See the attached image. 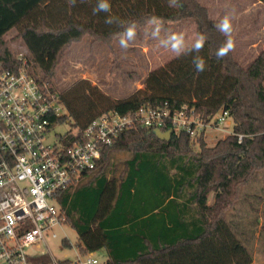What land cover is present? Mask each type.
<instances>
[{"label": "trees", "instance_id": "trees-1", "mask_svg": "<svg viewBox=\"0 0 264 264\" xmlns=\"http://www.w3.org/2000/svg\"><path fill=\"white\" fill-rule=\"evenodd\" d=\"M109 3L110 13L93 14L97 0H77L74 6L69 0H0V66H19V51L8 44L11 31L24 45L26 70L43 84L53 82L64 49L83 36L109 43L132 22L138 29L152 17L163 23L193 17L197 33L207 37L198 53L205 71L197 73L192 64L197 53L175 56L148 71L143 89L117 99L87 78L62 91L48 84L67 111L55 121L81 131L103 112L167 102L172 108L194 106L204 121L226 109L231 132L208 145L202 133L160 139L152 129L134 125L103 145L95 167L57 194L79 252L103 248L104 264H251L252 251L228 213L242 188L264 170L263 52L245 66L232 51L218 59L215 52L226 37L196 0H176L175 6L169 0ZM109 15L123 24H106ZM116 151L129 153L118 168ZM254 197L264 210V187Z\"/></svg>", "mask_w": 264, "mask_h": 264}, {"label": "built area", "instance_id": "built-area-1", "mask_svg": "<svg viewBox=\"0 0 264 264\" xmlns=\"http://www.w3.org/2000/svg\"><path fill=\"white\" fill-rule=\"evenodd\" d=\"M17 59V68L0 66V264H61L47 243L64 221L57 194L94 168L101 147L124 129H170L171 134L185 132L193 138L211 129L231 132L226 109L204 121L194 106L172 108L164 102L126 113L106 111L81 131L69 126L50 139V127L67 111L58 94L26 70L24 52ZM241 138L239 134L238 141ZM76 250L71 264L98 262L92 257L82 260Z\"/></svg>", "mask_w": 264, "mask_h": 264}, {"label": "rangeland", "instance_id": "rangeland-1", "mask_svg": "<svg viewBox=\"0 0 264 264\" xmlns=\"http://www.w3.org/2000/svg\"><path fill=\"white\" fill-rule=\"evenodd\" d=\"M206 7L208 16L216 24L225 14L232 16L235 49L234 58L242 65H247L259 52L264 54V3L259 0H196ZM152 26L148 23L137 29L134 41L128 49H122L119 35L109 43L94 41L89 36L72 41L65 49L62 60L57 65L55 78L49 84L62 91L78 78H87L96 84L112 99L123 98L136 89H143V79L148 71L158 67L176 55L168 49L159 47V39L151 37ZM171 33H183L186 44L191 45L197 33V23L193 17L163 23L160 39ZM8 44L13 50L24 52L22 41L11 31L7 35ZM231 123V119H228ZM69 128L68 123L54 124L49 129L50 139L57 138ZM231 129V124L229 125ZM227 133L211 129L205 135L206 143L211 145ZM127 151H116L113 162L121 167L128 157ZM264 170L242 188L240 200L229 211L228 217L236 224L237 231L250 247L253 255L251 264H264V210L263 201L254 195L262 194ZM212 200V193L209 201ZM251 205V206H250ZM256 208V210H252ZM56 237H48L47 243L52 255L57 259L74 260L77 254V235L75 230L63 221L61 227H55ZM69 242L67 245L64 242ZM42 247L38 248L41 251ZM97 259L96 264L104 263V252L96 250L80 254Z\"/></svg>", "mask_w": 264, "mask_h": 264}, {"label": "clouds", "instance_id": "clouds-1", "mask_svg": "<svg viewBox=\"0 0 264 264\" xmlns=\"http://www.w3.org/2000/svg\"><path fill=\"white\" fill-rule=\"evenodd\" d=\"M83 2V0H81ZM71 5H75L77 0H69ZM176 0H169L170 6H175ZM100 12L110 13L111 5L109 0H97V4L93 8V14ZM106 24H123L117 17L109 15L105 19ZM151 28L150 35L154 39H159V47L168 49L173 52L177 57L187 56L192 53H197L192 58V64L195 67L197 73L205 71L206 63L205 60L198 55L205 45L207 37L204 34H198L194 42L189 46L186 44L185 36L183 33H171L166 36V38L160 39L161 31L163 30V22L157 18L152 17L147 22ZM216 29L226 37L224 43L216 50L215 55L218 59H222L227 56L231 51L235 49V41L232 37L233 24L232 16L230 14H225L224 17L215 25ZM137 35V24L132 22L128 24L122 33H119V44L122 49H128L130 42L134 41Z\"/></svg>", "mask_w": 264, "mask_h": 264}, {"label": "water", "instance_id": "water-1", "mask_svg": "<svg viewBox=\"0 0 264 264\" xmlns=\"http://www.w3.org/2000/svg\"><path fill=\"white\" fill-rule=\"evenodd\" d=\"M152 132L157 136L159 137L160 139H168L171 135V130L170 129H167L165 131H161L160 129L158 128H155L152 130Z\"/></svg>", "mask_w": 264, "mask_h": 264}, {"label": "crops", "instance_id": "crops-1", "mask_svg": "<svg viewBox=\"0 0 264 264\" xmlns=\"http://www.w3.org/2000/svg\"><path fill=\"white\" fill-rule=\"evenodd\" d=\"M99 250H102V252H104V258L106 259L107 258V255H106V251L102 248V249H99ZM104 259V260H105ZM104 264V263H103Z\"/></svg>", "mask_w": 264, "mask_h": 264}]
</instances>
